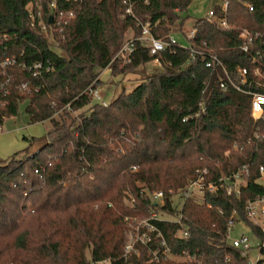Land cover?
Listing matches in <instances>:
<instances>
[{"label":"trees","instance_id":"16d2710c","mask_svg":"<svg viewBox=\"0 0 264 264\" xmlns=\"http://www.w3.org/2000/svg\"><path fill=\"white\" fill-rule=\"evenodd\" d=\"M36 1L0 0V127L18 114L22 101L30 123L51 125L38 139L23 136L28 146L0 159V264H246L222 237L233 209L245 220L243 197L223 189L183 203L186 239L174 237L178 223L153 221L174 255L182 249L197 255L192 262H149L141 245L125 260L123 219L151 210L175 216L167 192L182 188L195 168L215 178L249 157L264 162V151L252 152L246 144L253 130L250 96L220 88L224 71L206 67L207 58L198 54H216L232 77L238 67L250 68L235 29L260 33L249 54H264V0H219L212 7L215 16L232 28L195 19L188 40L193 54L176 39L179 45L151 55L137 39L124 61L116 54L140 35L146 21L150 34L165 41L182 31L180 14L192 0H130L132 16L123 15L121 0H57L56 9L75 11L63 32L53 33L58 44L30 25ZM49 2L40 0L45 19L53 10ZM125 32H131L127 41ZM5 57L26 65L3 67ZM154 57L156 70L142 71L144 79L131 91L105 103L92 101L101 70L135 73ZM37 60L48 61L53 70L32 75ZM22 81L27 89L21 91ZM235 142L243 145L240 151L233 149ZM247 186L252 194L264 192L251 181ZM144 189L163 190V203Z\"/></svg>","mask_w":264,"mask_h":264},{"label":"built area","instance_id":"2783aa9c","mask_svg":"<svg viewBox=\"0 0 264 264\" xmlns=\"http://www.w3.org/2000/svg\"><path fill=\"white\" fill-rule=\"evenodd\" d=\"M124 7L123 15L132 16V6L130 0H121ZM57 0H50L49 7L52 8V12L44 18L40 0H37L34 9L30 14V25L32 27H38L42 33L48 34L52 43L58 44V41L53 38V33H62L64 28L68 26L70 20L74 18L75 11L72 8L69 9H56ZM223 7L226 8V1L223 2ZM249 10L252 11V7L249 6ZM49 18L51 21L49 22ZM205 19L209 22H216L220 27L226 29L232 28L228 21L224 17L220 19L216 18L213 8L207 11ZM150 22L141 24L140 35L136 39H130L127 41L117 53L119 58L123 61L127 60L129 54L132 52L133 42L137 39H141L149 48L151 55L157 54L163 51L170 44H177L176 38L170 36V41H165L156 38L150 34ZM237 36L241 39L239 48L242 52L247 53L249 57L250 68L247 66L238 67L237 76L232 77L225 69L222 61L216 54H210L206 52H198L205 59L206 67L214 69L219 67L225 73V78L219 80L218 86L224 89L233 88L235 91H240L250 96V113L249 116L253 120V130L250 137L246 139V144L250 146V151L260 152L264 151V54L258 51L254 54H249V49L253 45L254 40L261 37L258 32H251L246 27H236ZM193 35V30L190 32V37ZM189 37V38H190ZM179 45V44H177ZM187 48L191 54L195 53V49L188 43ZM18 63L15 58L5 57L2 62V66L14 65ZM152 64H159V58L154 57ZM19 66L25 67V62L18 63ZM32 75L36 76L39 72H50L53 70V66L49 62L37 60L32 63L30 67ZM95 87L91 91V95L98 93ZM27 89V82L22 81L19 85V90ZM37 90V89H35ZM202 104V103H201ZM205 107L201 105V112H204ZM1 131V127H0ZM243 145L238 146L235 142L233 149L240 151ZM230 149L224 151L225 154H229ZM131 170H136L135 166H131ZM191 177L187 180L186 184L176 190H168L167 194L171 202L172 207H175V216L169 212H161L151 210L148 215L137 218L134 216L126 215L123 222L127 224L123 232V258L128 259L130 254L137 255L138 246H145L148 261L154 263H160L163 260H179L181 262H192L196 259L197 255L193 252L191 254L189 250L182 249L179 254L174 255L169 243L164 238L160 228L156 226L153 221L164 220L172 223H178L179 228L176 229L174 237L186 239L188 236V229L183 218V203L186 200H203L208 192H216L219 189L225 190L227 195H233L236 198L243 197V211L245 220H241L237 214V210L233 209L225 224V232L222 234L223 241L230 246L236 248L240 258H245L246 264H264V192H257L252 194L248 189V183L251 181L256 186L264 189V162L255 163L252 157H249L247 161L241 162L230 172L222 173L215 178H208L209 171L205 168H195ZM37 173V170H34ZM150 199L156 203L162 204L166 193L163 190L147 193ZM132 199L128 203H132ZM175 205V206H174ZM210 206V205H209ZM219 214H223L222 209H218ZM134 217V218H132ZM249 222V223H248ZM237 225H243L248 228L253 240L255 241V249L258 251L256 256H251L250 250L252 247V239L246 233H242L239 236L232 234L234 227ZM255 229V230H254ZM229 260V256H226L225 263Z\"/></svg>","mask_w":264,"mask_h":264},{"label":"rangeland","instance_id":"374dc122","mask_svg":"<svg viewBox=\"0 0 264 264\" xmlns=\"http://www.w3.org/2000/svg\"><path fill=\"white\" fill-rule=\"evenodd\" d=\"M216 3H219V0H192L190 2V5L186 9V12H182L180 14L181 18L184 20L182 31H176L173 33L172 36L176 38L180 44L187 46L189 43L188 40L190 37V32L192 30V24L194 20L197 18L205 17L207 11L214 5H216ZM130 36L131 32H125L123 40H126V38ZM156 67H158L156 64L150 63L148 65H145L143 69L139 67L135 73L127 72L125 74L121 73V75L112 73L108 67L104 68L99 72V75L97 77V83H99V85L96 89L98 90V93L92 96V101L105 103L113 97L117 96V94L122 92V90L131 91L132 88L136 84H138V82L144 79L145 76L141 74L142 71H144L145 74H149L156 70ZM26 103V101H22V103L18 105V114L15 116L7 117L1 125L2 127L0 131V159H5L7 158V156L17 151L23 150V148L28 146L29 142H27L25 139H22L23 136L28 139H38L40 138V136L44 135L51 126L48 121L30 123L28 121V117L24 109ZM34 147L35 145H33L30 150L34 149ZM144 191L146 193H150L147 189H144ZM135 217L142 218V216ZM126 227L127 224L125 223L124 230ZM242 233H246L248 236L251 237L253 248L250 250V253L251 256H256L258 254V251L255 249V241L253 240V236H251L248 228L243 225H237L232 231V234L235 236H239ZM96 264L110 263L108 261H103Z\"/></svg>","mask_w":264,"mask_h":264},{"label":"water","instance_id":"95a60500","mask_svg":"<svg viewBox=\"0 0 264 264\" xmlns=\"http://www.w3.org/2000/svg\"><path fill=\"white\" fill-rule=\"evenodd\" d=\"M51 21V19L49 18V22Z\"/></svg>","mask_w":264,"mask_h":264},{"label":"crops","instance_id":"0c3cea01","mask_svg":"<svg viewBox=\"0 0 264 264\" xmlns=\"http://www.w3.org/2000/svg\"><path fill=\"white\" fill-rule=\"evenodd\" d=\"M134 87H135V86H134ZM134 87H133V88H134Z\"/></svg>","mask_w":264,"mask_h":264}]
</instances>
